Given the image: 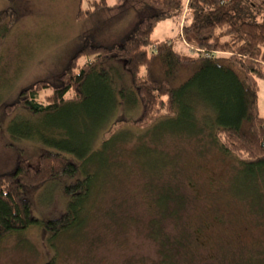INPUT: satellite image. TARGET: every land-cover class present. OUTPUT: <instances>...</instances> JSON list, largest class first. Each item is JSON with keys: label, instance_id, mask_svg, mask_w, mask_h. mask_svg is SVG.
Segmentation results:
<instances>
[{"label": "rangeland", "instance_id": "obj_1", "mask_svg": "<svg viewBox=\"0 0 264 264\" xmlns=\"http://www.w3.org/2000/svg\"><path fill=\"white\" fill-rule=\"evenodd\" d=\"M106 2L107 7L77 19V0H0V10L11 8L16 16L6 32L0 27V172L11 168L18 157L37 168L44 151L77 159L74 152L17 131L20 124L44 120L45 115L20 107L7 113L5 106L36 81L58 85L83 39L101 45L121 43L152 13L148 8L135 9L129 0ZM87 4L83 1L81 7ZM260 12L264 17V7ZM184 17L182 11L177 20L159 21L151 38L171 39L184 50L178 40ZM189 20L188 15L185 22ZM88 60L81 57L78 64ZM73 106L68 121L77 132V142L89 140L84 154L88 160L81 163L93 175L91 196L83 203L88 210L84 226L76 223L57 238L44 232L41 223L9 233L0 239V264L50 260L53 264H159V244L150 235V222L158 218L159 205L172 209L184 203L179 220L167 217L162 230L175 235L183 224L189 229L200 226L199 237L205 244L191 258L180 250L175 258L179 264H264L260 251L250 256L242 251L231 256L216 252L221 244L248 245L261 233L255 222L264 219V176L255 178L240 165L232 168L233 160L214 149L201 155L208 142L194 141L192 127L189 130L176 116L162 118L147 129L124 125L111 134L116 121L138 117L140 108L114 102L98 110ZM257 109L264 117V79L258 81ZM56 129L68 138L65 129ZM68 200L61 182L51 180L31 190L30 213L40 222L57 218L66 211Z\"/></svg>", "mask_w": 264, "mask_h": 264}, {"label": "trees", "instance_id": "obj_2", "mask_svg": "<svg viewBox=\"0 0 264 264\" xmlns=\"http://www.w3.org/2000/svg\"><path fill=\"white\" fill-rule=\"evenodd\" d=\"M83 1H88L85 8L81 7ZM129 2L135 9L148 8L152 13L141 19L121 43L101 45L92 43L89 37L83 39L61 72L58 85L36 81L5 106L7 113L20 107L45 115L44 120L20 124L17 131L74 152L77 159L44 151L37 168L18 157L11 168L0 172V239L35 223H41L53 238L76 223L77 227L84 226L88 210L83 203L91 196L93 175L81 163V159L88 160L84 154L89 140L77 142V132L68 121L73 104L94 110L113 102L140 108L138 117L116 121L111 134L124 125L147 129L162 118L176 116L175 120L183 119L189 130L192 127L194 141L208 142L201 155L214 149L233 160L232 168L240 165L255 178L264 176V117L257 109L258 81L264 79V17L260 12L264 0H187L178 34L184 50L171 39L151 38L159 21L179 18L184 0ZM77 6L76 18L84 19L107 7V2L77 0ZM188 15L190 20L185 22ZM15 18L11 8L0 10L3 31L14 24ZM203 51L209 55H203ZM81 57L90 60L79 65ZM48 89L50 93L44 94ZM70 91L73 94L67 96ZM169 120L173 119L165 121ZM56 128L65 129L68 138L61 137ZM51 180L61 182L69 198L67 209L57 218L40 222L30 213V192ZM184 204L172 209L159 205L158 218L150 222V235L159 244V264H179L175 258L180 250L191 258L205 244L199 237L203 231L200 226L189 229L183 224L175 235L162 230L167 217L179 220ZM255 225L262 230L250 244L238 248L221 244L216 252L221 251V256L238 251L248 256L264 253V219ZM45 264H53V260Z\"/></svg>", "mask_w": 264, "mask_h": 264}, {"label": "built area", "instance_id": "obj_3", "mask_svg": "<svg viewBox=\"0 0 264 264\" xmlns=\"http://www.w3.org/2000/svg\"><path fill=\"white\" fill-rule=\"evenodd\" d=\"M185 11H186V5H184L183 13H185ZM190 51H192V49H190ZM203 55L208 56L209 54L207 52L203 51Z\"/></svg>", "mask_w": 264, "mask_h": 264}]
</instances>
